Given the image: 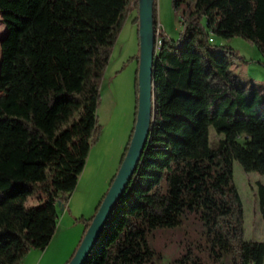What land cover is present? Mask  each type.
Masks as SVG:
<instances>
[{
    "label": "trees",
    "instance_id": "obj_1",
    "mask_svg": "<svg viewBox=\"0 0 264 264\" xmlns=\"http://www.w3.org/2000/svg\"><path fill=\"white\" fill-rule=\"evenodd\" d=\"M138 3L0 0V264H22L51 243L98 133L112 48L131 12L139 21ZM191 5L177 40L160 27L154 125L85 264H157L170 244L183 248L178 264H264V242L246 239L234 175L235 163L264 175V91L232 71L245 58L213 43L240 34L202 24L210 10L233 13L264 56V0H173L175 10ZM38 192L42 205L28 207ZM257 194L264 221V183Z\"/></svg>",
    "mask_w": 264,
    "mask_h": 264
},
{
    "label": "rangeland",
    "instance_id": "obj_2",
    "mask_svg": "<svg viewBox=\"0 0 264 264\" xmlns=\"http://www.w3.org/2000/svg\"><path fill=\"white\" fill-rule=\"evenodd\" d=\"M190 8L182 6L175 10L173 0H157L159 25L174 40H177L183 29L185 16ZM136 11L131 12L124 22L118 38L112 48L111 59L106 67L100 83V105L97 110L98 133L91 147L86 165L80 175L77 187L72 193L68 206L58 210L57 231L46 248L48 253L42 256L30 255L26 264H57L59 254L64 253L66 244L77 235H82L74 254L79 248L86 232L88 220L95 215V210L108 192L110 183L118 173L126 148L131 142L138 113L139 98V65L140 38L139 21ZM211 23L214 30L240 35L225 39L214 35L213 43L231 47L246 63L235 60L231 63L232 71L247 87H255L264 91V56L251 40V25L239 22L233 13L224 17L219 10H210L202 19V24ZM250 28V29H249ZM7 34V28L0 13V63L2 58L1 41ZM213 144L221 138L211 129ZM235 183L238 187L245 210L246 239L264 242V221L258 207V182L264 183V175L247 173L235 163ZM43 197L38 192L27 201L28 207L41 206ZM85 232V234H84ZM77 236V237H78ZM155 245V243H153ZM163 245V244H162ZM183 250L179 244H170L163 248L162 258L157 264H178ZM71 259L69 260V262ZM68 262V263H69Z\"/></svg>",
    "mask_w": 264,
    "mask_h": 264
},
{
    "label": "water",
    "instance_id": "obj_3",
    "mask_svg": "<svg viewBox=\"0 0 264 264\" xmlns=\"http://www.w3.org/2000/svg\"><path fill=\"white\" fill-rule=\"evenodd\" d=\"M139 98L134 133L126 156L103 202L95 214L79 248L68 264H85L93 251L115 205L120 200L141 160L154 125L155 85L153 64L156 52L154 28V0H139ZM2 42V41H1Z\"/></svg>",
    "mask_w": 264,
    "mask_h": 264
},
{
    "label": "crops",
    "instance_id": "obj_4",
    "mask_svg": "<svg viewBox=\"0 0 264 264\" xmlns=\"http://www.w3.org/2000/svg\"><path fill=\"white\" fill-rule=\"evenodd\" d=\"M161 25V24H160ZM250 29V28H249ZM227 33V32H226ZM64 210V209H63ZM82 235H77L76 237L73 238V240L71 242H68L66 245V248L64 249V253L61 255L59 254V258L57 259V264H67L69 262V260L71 259V257L73 256L72 254H74L79 242L82 239L83 233H81ZM50 247V246H49ZM49 249V248H48ZM45 250L42 252V256L46 255L48 253L49 250ZM40 255V251L37 250H33L31 251L25 259H28L30 257V255ZM24 259V260H25ZM27 263L28 260L26 261ZM26 262H23L22 264H26Z\"/></svg>",
    "mask_w": 264,
    "mask_h": 264
},
{
    "label": "built area",
    "instance_id": "obj_5",
    "mask_svg": "<svg viewBox=\"0 0 264 264\" xmlns=\"http://www.w3.org/2000/svg\"><path fill=\"white\" fill-rule=\"evenodd\" d=\"M160 25L158 26L157 28V31H156V41H157V46L156 47H159L161 45V41L159 39V30H160Z\"/></svg>",
    "mask_w": 264,
    "mask_h": 264
}]
</instances>
